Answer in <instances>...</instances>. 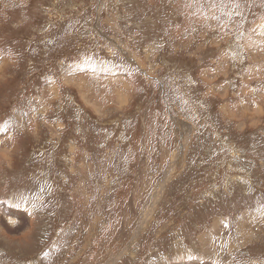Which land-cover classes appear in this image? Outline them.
Instances as JSON below:
<instances>
[{
	"label": "rangeland",
	"instance_id": "obj_1",
	"mask_svg": "<svg viewBox=\"0 0 264 264\" xmlns=\"http://www.w3.org/2000/svg\"><path fill=\"white\" fill-rule=\"evenodd\" d=\"M0 264H264V0H0Z\"/></svg>",
	"mask_w": 264,
	"mask_h": 264
}]
</instances>
